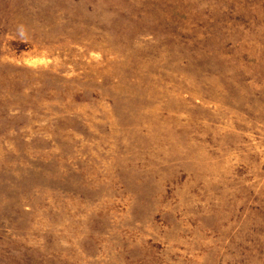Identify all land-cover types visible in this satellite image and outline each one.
I'll use <instances>...</instances> for the list:
<instances>
[{
	"label": "rangeland",
	"instance_id": "rangeland-1",
	"mask_svg": "<svg viewBox=\"0 0 264 264\" xmlns=\"http://www.w3.org/2000/svg\"><path fill=\"white\" fill-rule=\"evenodd\" d=\"M0 264H264V0H0Z\"/></svg>",
	"mask_w": 264,
	"mask_h": 264
},
{
	"label": "clouds",
	"instance_id": "clouds-1",
	"mask_svg": "<svg viewBox=\"0 0 264 264\" xmlns=\"http://www.w3.org/2000/svg\"><path fill=\"white\" fill-rule=\"evenodd\" d=\"M21 35H23V26H21Z\"/></svg>",
	"mask_w": 264,
	"mask_h": 264
}]
</instances>
